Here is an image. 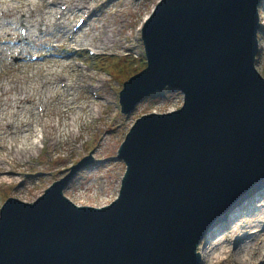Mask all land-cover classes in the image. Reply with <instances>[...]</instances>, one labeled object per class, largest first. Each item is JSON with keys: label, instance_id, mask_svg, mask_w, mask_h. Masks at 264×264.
<instances>
[{"label": "water", "instance_id": "1", "mask_svg": "<svg viewBox=\"0 0 264 264\" xmlns=\"http://www.w3.org/2000/svg\"><path fill=\"white\" fill-rule=\"evenodd\" d=\"M261 0H161L142 39L148 66L123 84L122 112L165 87L183 106L136 120L109 205L63 189L0 209V264H200L196 249L264 181V78L254 67Z\"/></svg>", "mask_w": 264, "mask_h": 264}, {"label": "rangeland", "instance_id": "2", "mask_svg": "<svg viewBox=\"0 0 264 264\" xmlns=\"http://www.w3.org/2000/svg\"><path fill=\"white\" fill-rule=\"evenodd\" d=\"M23 1L0 0V160L4 161L0 162V206L6 198L26 203L35 201L47 187L66 176L72 164L88 157L93 162L73 176L63 195L80 206L107 205L116 197L124 171L122 162L115 159L116 150L135 119L152 112L167 113L182 104L181 97L176 92L166 91L145 98L128 115L119 112L118 92L127 76L117 72L130 73L140 68L138 64L143 56L141 27L144 26V19L160 0H85L81 4L77 0H70L71 9L63 29L66 32L71 23L80 16V7L87 8L99 2L97 8L90 12V18L83 30L73 41V47L94 48L100 57L88 59L84 55L85 59H81L71 56V59L66 60L59 58L66 55V52L62 53L59 48L72 47L67 45V40L61 32H54L51 28L56 10L41 4L40 0L28 2H34L33 6H30L34 12L51 11L47 18L49 33L40 35L34 26L30 28L33 42L29 45L20 42L16 19L5 18L1 11L6 5L19 6ZM76 4L78 8L75 9ZM259 18L264 28V5L259 10ZM56 43L58 46L53 53L59 56L57 58L53 57L51 51H46V47ZM259 44L256 69L264 77V30L259 35ZM33 54L40 56L38 61H30ZM105 58L111 59L105 61ZM76 61L81 65V70L74 71L73 63ZM86 64L91 70H85ZM115 73L117 74L114 77ZM50 74L53 75L52 79L48 78ZM74 77L78 80L71 89H60L59 81L62 78L70 85L68 78L74 81ZM89 84L99 86L98 100L89 96ZM48 88L51 90L50 94H47L48 91L43 93ZM32 89L38 92L27 99L25 94L31 95ZM40 97H45L47 101V111L42 117L36 116ZM15 103L19 107L14 105ZM79 108L81 109L78 116L75 117ZM90 109L94 116L88 112ZM90 116L93 117L92 120L87 121ZM69 117H74L78 124L68 121ZM22 123L29 125L21 126ZM68 124L73 125L76 136L71 137L67 133ZM10 125L12 127L9 130L6 126ZM41 128L45 130L44 138L38 143L37 151L29 155L27 149L36 139L37 129ZM34 131L35 135L30 141ZM37 138L39 140L42 135L38 134ZM20 140L23 149L26 148L25 156L15 157L12 150L20 145ZM259 201L246 206L242 222L237 226L234 224L233 230L225 232L222 236L224 239L231 235L234 237V233L247 234L256 231L254 235L243 240L246 242L244 247L242 243L236 246L233 254L241 247L242 252L248 247L257 251L264 250V232L259 230L261 221H257L264 213V199ZM213 238L215 236L211 239ZM211 239L200 248L206 250V246L214 243ZM226 244L228 243L224 242L223 245ZM252 252L254 250L244 252L249 261L242 262L240 258L233 256L229 262L223 264H255V258L259 257V254L250 258L249 254Z\"/></svg>", "mask_w": 264, "mask_h": 264}, {"label": "bare ground", "instance_id": "3", "mask_svg": "<svg viewBox=\"0 0 264 264\" xmlns=\"http://www.w3.org/2000/svg\"><path fill=\"white\" fill-rule=\"evenodd\" d=\"M27 1V2H26ZM107 1V0H105ZM104 1V2H105ZM77 2H79V4L81 3H84L85 0H77ZM34 2H28V0H24L23 3L21 2V5L19 6H9V5H6L1 13L2 15L5 17V18H8V17H12V19H16V22H21V21H24V22H27L28 24H30L29 26H32V27H36L37 30H39V26H42L46 29V31H44V35L45 34H48L49 33V30H47V14L49 15L50 12H34L30 6H33ZM78 4H76L75 6V9L78 8L77 6ZM9 19V18H8ZM10 25L12 23V21L9 22ZM53 26V24L51 25ZM58 27V26H57ZM52 28V27H51ZM60 28V27H59ZM53 29V28H52ZM54 31H57L58 33H60L61 31H58L54 28ZM104 43V41H102ZM68 46L70 47H73V42L69 41L67 43ZM3 51H1V53L3 54ZM73 67H74V71L75 70H78V68L75 66V64L73 63ZM52 76L53 75H49L48 78L52 79ZM47 80V79H46ZM68 80L70 81V85H68L66 88L69 87V89L71 88L70 86L74 85L76 83V80H78L77 77H74V81H72L70 78H68ZM49 82V80H48ZM60 84V83H59ZM48 91V92H47ZM35 92H38L36 91L35 89H32V94L29 95L28 93L25 94V96L27 97V99H30V97L35 93ZM47 94H50L51 90L48 88V90H45L43 93H46ZM44 101L45 103L47 102L45 97H44ZM44 103V105H45ZM14 105H16L17 107H19V105L17 103H15ZM81 108H79L77 110V112L75 113V117L78 116V112L80 111ZM47 111V108L45 110V112L43 114H45ZM88 112H90V114H92L91 112V109L88 110ZM29 114H31V111H29ZM43 114L40 116L42 117ZM37 116V114H36ZM92 116H94L92 114ZM92 116H90L88 119H86L87 121H91L92 120ZM92 117V118H91ZM91 119V120H90ZM68 121H72V123L76 122V119L71 118L69 117L68 118ZM78 124V122H76ZM9 125V123H8ZM13 125V124H12ZM12 125L10 126H6L7 129H11ZM26 125H29L27 123H22L21 126H26ZM67 128H66V131L68 134H70L71 137H74L76 136L75 133H74V127H72L73 125H66ZM21 128V127H20ZM22 135H23V138L25 139L24 137V133L22 131V129L19 130ZM37 132L38 134H41L42 135V138H39V140H37V136L38 134L36 135V139L31 143L32 146L30 148L27 149V152L28 154H32L33 152H36V149L38 148L37 145L38 143L40 142V140H43L44 138V133H45V130L43 128L41 129H37ZM35 135V131L33 132L32 136L30 137V141H32L33 137ZM47 135L45 134V137ZM22 141L20 140L19 144L20 145H17V148H15L14 150H12V154L13 156L15 157H22V156H25V149L24 146H22ZM18 149V150H17ZM264 217L263 215L259 216L258 218H262ZM240 218H236L234 219L235 220H239ZM262 222V221H261ZM258 225V223H257ZM225 231L227 232H230L229 228H226V230H224V233ZM223 232H220V234H218L217 236H215V238L212 239V241L214 242L213 244H210L209 246H206V250H203L201 249V258H202V262L203 264H223V263H226V262H229L231 257L235 256L237 258H240V260L242 262L244 261H249L250 259L248 258V256L244 253V252H247L248 250H254V252L250 253L249 254V257L251 258V256H256L257 254H259V257H256L255 259V264H264V250L263 251H260V250H256V249H251L252 247H248L244 252H242V248L245 246V242L243 241L244 238L246 237H249L250 236V233H247V234H236L234 233V237L231 235L229 236L228 238H225L222 240V236L224 234ZM222 240V241H221ZM230 241V242H229ZM219 242H222V243H219ZM224 242H229L228 244L232 243L233 245H223ZM242 243L243 244V247L239 248L238 250H236V253L233 254L234 252V248L236 246H239V244Z\"/></svg>", "mask_w": 264, "mask_h": 264}]
</instances>
